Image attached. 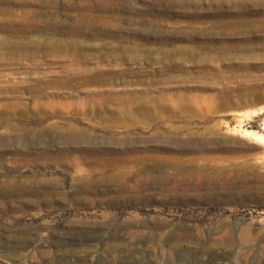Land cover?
<instances>
[{"label":"rangeland","instance_id":"374dc122","mask_svg":"<svg viewBox=\"0 0 264 264\" xmlns=\"http://www.w3.org/2000/svg\"><path fill=\"white\" fill-rule=\"evenodd\" d=\"M244 129L264 134V0H0V264H75L22 245L36 225L47 248L129 241L134 216L180 234L160 253L139 225L143 264H220L224 219L264 227V139ZM94 212L112 216L67 226ZM238 245L226 264L248 263Z\"/></svg>","mask_w":264,"mask_h":264},{"label":"bare ground","instance_id":"6f19581e","mask_svg":"<svg viewBox=\"0 0 264 264\" xmlns=\"http://www.w3.org/2000/svg\"><path fill=\"white\" fill-rule=\"evenodd\" d=\"M84 21L87 22L86 20H84ZM61 49H62V47H61ZM244 136L245 137H253V138H256L259 140L264 139V134L257 133L255 131L248 130V129H244ZM13 178H14V176H13ZM9 181H12V180H9ZM24 181H26V180L24 179ZM6 182H8V181H6ZM21 183H23V181ZM108 183H110V182H108ZM124 183H126L130 187H135L136 189H138V191H136L134 193L135 198L139 199L145 195L144 191L140 190L141 186L139 185L138 177H136V176L132 177V178L127 177L125 179ZM4 184L7 185L8 183H4ZM32 187H34V186H32ZM116 190H117V188H116ZM88 192H90L89 189H83V193H84L86 199L91 198L88 195L89 194ZM23 194H24V192H22L18 195L15 193V191H12V190H10V188L7 187L6 192L3 193V196L17 195L18 197H22ZM128 197H130V196H128ZM91 199H93V198H91ZM31 202H33V201H31ZM35 208L37 209V211L35 212V215L33 217L34 222L40 218H46V217H52L53 219H56V218H59L60 216H63L67 212L66 211L67 209H66L65 210L66 212L57 213L56 212L57 209H54V208L51 210L41 209V208H38V205L35 206ZM224 212L225 213L228 212V209H225ZM234 212H236V211H234ZM78 215H79L78 213L75 214V216H78ZM111 216L112 215L110 213H107V212H103L100 214L98 212H94L92 214H84V217L81 219L69 220L67 226L72 230H77V229L87 230V225L104 224L103 221L102 222L98 221L96 218L102 217L104 219H108V218H111ZM91 217H95V220L94 219L91 220ZM170 222L171 221L167 218H157L156 220H153L149 224L148 222L144 221L143 219L139 218L138 216L130 217V218H127V220L124 223H121L122 228L129 230V233H128V234H130L129 241L119 238V239H116L115 241H111V242L107 241V242H104L100 245L98 243L97 244L94 243L92 245H84L83 243H80L82 245H79L78 247H73L70 249L65 248V246H67L66 244H59V245L55 246L54 248H51V247L47 248V241H46L47 239H45V238H46V236H47V238L48 237L52 238L54 236V234H52L51 232L48 231V225H36L35 227H33L35 230L33 232H30L29 241H26L25 244L22 245V249L26 252V251H28V249L31 246L34 245V243H38L39 244L38 248L40 249V251L44 254L46 253V256H48L52 260H54V259L69 260L74 256L73 255V253H74V254H76V258L73 259L75 264H105L104 262L101 261V257L104 255H106L107 258H110V257H115L116 259L120 258L125 263L128 262L130 259H134L133 261L135 264H143L142 259L145 258V254H144L140 244H141V237L144 233L140 230H137L136 228L139 225L151 227L152 229L149 230L148 234H149L150 238L154 241L152 242V244H150V248H156V249H158V252L162 253L165 250H168L169 248H172L174 245L179 243V239H177L178 241H176V242L174 241L175 235L176 236L180 235L179 233L176 234L171 229H167V231L163 230L164 228H167V226ZM221 226H222L221 230H220L221 235L219 236V239H216L219 241V243L222 246V249L224 250L222 253V259L223 260L220 261V264H226V260L228 259L227 253L229 250H232L234 248L233 245H234L235 241H238V243H239V245L237 246V249H238L237 251L240 253V255H245L246 257L247 256L250 257L248 263H244L240 259V264H264V227L259 229V231L256 232V231H254V226L250 225L249 227L242 229L240 231V233L237 236H235L234 230L231 228V225L229 224L227 219L223 220ZM85 232H87V231H85ZM164 235H165V240H160L159 242L158 241L156 242V239H158ZM181 237L182 236H180L179 238H181ZM185 237H186V235H185ZM202 238H203V236H202ZM84 241H85V239H84ZM165 243H166V245H168V248L164 247V249H163V244H165ZM9 245H10V247H12V243L10 241H6V242L4 241V243L0 242V257H6V256L13 254L12 250H8V248L6 249V247H9ZM24 251H23V253H24ZM46 263H47V261H46ZM62 264H64V263H62Z\"/></svg>","mask_w":264,"mask_h":264}]
</instances>
